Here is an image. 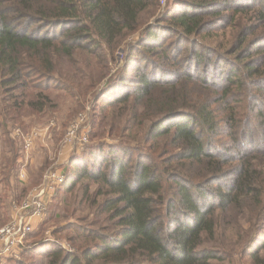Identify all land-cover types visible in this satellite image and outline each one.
Wrapping results in <instances>:
<instances>
[{
	"label": "trees",
	"instance_id": "obj_1",
	"mask_svg": "<svg viewBox=\"0 0 264 264\" xmlns=\"http://www.w3.org/2000/svg\"><path fill=\"white\" fill-rule=\"evenodd\" d=\"M158 6L159 0H0L2 110L42 111L51 87L75 89V97L85 87L84 95L97 81L74 68L81 80L73 85L59 71L62 60L74 66L83 54L108 71L122 50L118 71L94 101L107 98L112 107L110 134L136 131L133 140L151 151L86 146L68 162L55 195L79 180L94 183L93 193L103 195L99 212L113 225H72L77 252L57 246L45 262H8L219 264L239 257L264 264V0H173L141 26V15ZM233 28L228 47L206 42ZM33 85L41 90L24 101L19 90ZM37 247H25L22 256Z\"/></svg>",
	"mask_w": 264,
	"mask_h": 264
},
{
	"label": "rangeland",
	"instance_id": "obj_2",
	"mask_svg": "<svg viewBox=\"0 0 264 264\" xmlns=\"http://www.w3.org/2000/svg\"><path fill=\"white\" fill-rule=\"evenodd\" d=\"M172 1L159 0L156 10L141 15V26L155 22ZM139 32L140 30L131 35L130 39H136ZM234 32V28L217 32L211 35L206 42L226 48L231 43ZM115 57L116 64H118L123 58L122 50H117ZM90 58L91 56L87 58L86 55L77 54L74 66L66 58L59 64V71L75 86L81 80V73L74 68L88 73L90 78L97 81L93 88L86 89L84 95L85 87L81 89V96L76 97L71 94L76 91L75 89L65 90L63 86L51 87L45 90L50 101L42 111H34L27 105H23L20 109L12 108L9 111H3V104L0 103V227L9 221L14 203L23 200L28 191L38 185L47 172L61 169L66 173L70 159L79 154L83 155L86 146L102 143L103 149L106 150L107 146L112 144H123L129 145L132 149L139 147L143 153H151L148 149L149 144H141L133 140L136 131L130 132L127 138L109 133L106 123L111 118L112 107H106L107 98H102L97 103L94 99L99 95L104 82L114 76L119 68L116 64H112L107 71ZM106 71L109 74L101 79V75L107 73ZM84 85H87L86 81ZM40 90V87L33 85L19 91H23L24 101H26L34 98L35 93ZM2 96L0 90V99ZM81 113L86 114L90 134L89 144L87 143L84 149L77 153L75 147L65 144L64 136L70 122ZM32 130L37 131L38 134L26 150L23 145V136ZM224 140V138L216 139V145L220 146ZM12 158L15 165L10 162ZM3 160H6L5 169L2 168ZM20 175H23V179ZM88 184V192H86L83 186ZM25 187L28 189L22 195L21 190ZM95 187L96 185L92 182L79 180L70 189H59L56 195H53L43 221L36 225L27 237L25 247L28 248L34 244L38 247L32 253L22 256L24 247L17 259L22 258L25 263L45 262L46 254L57 246L65 251L77 252L80 250L81 241L72 230V225H81L86 228L113 225V221L108 219V213L99 212L103 195H95L93 193ZM8 258L11 257L0 260V264H12L8 262ZM249 260V258L235 257L231 261L225 260L219 264H249Z\"/></svg>",
	"mask_w": 264,
	"mask_h": 264
},
{
	"label": "built area",
	"instance_id": "obj_3",
	"mask_svg": "<svg viewBox=\"0 0 264 264\" xmlns=\"http://www.w3.org/2000/svg\"><path fill=\"white\" fill-rule=\"evenodd\" d=\"M37 134V131L32 130L23 136V145L26 150L32 145ZM89 134L90 128L86 123V114L81 113L68 125L64 142L75 147L79 153L88 143ZM20 177L23 179V175ZM64 181V171L61 169L49 171L38 185L28 191L23 200L12 205L13 210L9 221L0 227V258H19L28 235L43 221L53 195Z\"/></svg>",
	"mask_w": 264,
	"mask_h": 264
},
{
	"label": "crops",
	"instance_id": "obj_4",
	"mask_svg": "<svg viewBox=\"0 0 264 264\" xmlns=\"http://www.w3.org/2000/svg\"><path fill=\"white\" fill-rule=\"evenodd\" d=\"M3 259H5V258H0V260H3Z\"/></svg>",
	"mask_w": 264,
	"mask_h": 264
}]
</instances>
